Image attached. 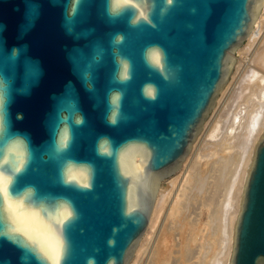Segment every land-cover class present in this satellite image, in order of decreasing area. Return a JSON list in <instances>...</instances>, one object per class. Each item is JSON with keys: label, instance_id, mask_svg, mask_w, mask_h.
Here are the masks:
<instances>
[{"label": "water", "instance_id": "95a60500", "mask_svg": "<svg viewBox=\"0 0 264 264\" xmlns=\"http://www.w3.org/2000/svg\"><path fill=\"white\" fill-rule=\"evenodd\" d=\"M263 0H0V264H130ZM228 264H264V130Z\"/></svg>", "mask_w": 264, "mask_h": 264}, {"label": "bare ground", "instance_id": "6f19581e", "mask_svg": "<svg viewBox=\"0 0 264 264\" xmlns=\"http://www.w3.org/2000/svg\"><path fill=\"white\" fill-rule=\"evenodd\" d=\"M246 42L241 70L235 66L239 72L232 73L214 120L205 125L197 143L192 146L178 180H171L173 190L162 191L160 187L148 228L130 264H137L144 251V241L150 240L149 233L153 232L155 219L159 216L158 205L163 204L168 205L171 223L158 231L155 240L158 242L157 237L162 235V241L169 240L172 245L159 254L156 253L160 249L157 243L158 247L152 249L150 264H188L194 248L184 235L188 212L196 200L201 207L210 209L208 226H211V232L202 236L204 244L202 246L201 241L198 245L200 250L194 264H228L242 187L255 144L264 130V0ZM221 92L220 97L224 91Z\"/></svg>", "mask_w": 264, "mask_h": 264}, {"label": "rangeland", "instance_id": "374dc122", "mask_svg": "<svg viewBox=\"0 0 264 264\" xmlns=\"http://www.w3.org/2000/svg\"><path fill=\"white\" fill-rule=\"evenodd\" d=\"M247 41V40H246ZM244 42V44L243 45H245L246 46V44L245 43H247V42ZM242 45V46H243ZM241 46V47H242ZM240 47V50L238 49L236 52H235V58H238V61H236V62H240L241 61V63H237L235 66H237V68L239 69V70H241L240 68L242 67V60H241V57H243V55H244V53H246V51H244L245 49H244V46L241 48ZM244 49V50H243ZM240 53V54H239ZM240 64V65H239ZM236 67H234V70H233V72L234 73H238L239 72V70L237 69ZM236 69H237V71H236ZM231 78V77H230ZM229 82H230V80H229ZM229 83L223 88L224 90H222V91H224V93L222 94V98L220 97V95L221 94H219V96H218V98H217V104H216V102H215V108L214 109H212V111H211V113L209 114V117H208V119L205 121V123H204V126H203V128L205 127V125H207L208 124V122L210 121V120H214V115H216V112H217V110H218V108H219V105L218 104H220L221 103V101L223 100V96H224V94H225V91L227 90V89H225V88H228L229 86ZM222 93V92H221ZM219 100V101H218ZM231 106H233V105H230V107ZM217 108V109H216ZM231 109L233 110V108L231 107ZM215 111V112H214ZM232 112V111H231ZM230 114V113H229ZM213 117V118H212ZM203 131V130H202ZM202 133V132H201ZM200 136V135H199ZM199 138V137H198ZM198 138H197V140L195 141V143H197V141H198ZM259 139V138H258ZM194 143V144H195ZM193 144V145H194ZM192 150V149H191ZM219 151H221V149L219 150ZM225 151H229V150H225ZM231 151H232V149H231ZM188 158V157H187ZM184 163V162H183ZM182 168V167H181ZM180 177V170H179V174L178 175H173V176H171L170 178H168V179H166L165 180V182H164V184L161 186L163 189H161L162 191H167L168 189H172L173 190V186H171L170 185V183H172L171 182V180H174V182L176 181V180H178V178ZM159 192H161V191H159ZM159 195V194H158ZM162 208H163V210H162ZM192 208V209H191ZM190 208V212H188V214H189V216H188V224H187V227L185 228V238H187V239H189L188 241L190 242V244H191V246L195 249H193V256L191 257V259H190V261H189V263L188 264H194V261L196 260L195 259V256H197L198 255V252H199V244H200V242L201 241H203V242H201V244H202V246H203V244H204V240H202V236L204 235V234H207V232H211V229H209L211 226H208L209 224H210V222H211V220L209 219V216H208V214L210 215V209L208 208V207H203V205H202V207H201V203H199V201H194L193 203H192V207ZM201 208V209H200ZM209 209V210H208ZM202 210V211H201ZM157 215H159V216H157L158 218H156L155 220V224H156V226H155V224H154V230H153V232H151V233H149V235H150V240H145L144 241V243H145V245L143 246V248H144V251L141 253V255H140V259L138 258V262H137V264H150V262H151V260H152V249L155 247V246H157V243H158V246H159V250L157 251L156 250V253H159V254H161L162 252H166V250H167V248L168 247H170L171 248V245H172V242L171 241H165V242H163L162 241V235H161V237L159 238V237H157V239H158V242L155 240V236L158 234V231H160V230H164L165 228H166V226L167 225H170V223H171V220H170V218H169V214H168V205L167 204H163V205H158V209H157ZM198 211H200V212H198ZM206 211V212H205ZM198 215H199V217H198ZM208 218V219H207ZM162 220V221H161ZM209 221V222H208ZM194 222V223H193ZM197 222V223H196ZM167 223H169V224H167ZM191 223V224H190ZM197 224V225H196ZM158 229V230H157ZM186 229H187V232H186ZM200 229V230H199ZM210 231H209V230ZM196 231V232H195ZM203 233V234H202ZM200 234V235H199ZM149 235H148V238H149ZM152 235V236H151ZM153 235H154V241H152V238H153ZM144 237V236H143ZM161 239V240H160ZM160 240V241H159ZM199 241V242H198ZM157 246V247H158ZM198 247V248H197ZM156 249V248H155ZM197 253V254H196ZM132 262V261H131ZM140 262V263H139Z\"/></svg>", "mask_w": 264, "mask_h": 264}]
</instances>
